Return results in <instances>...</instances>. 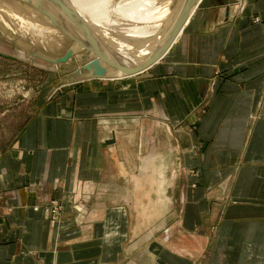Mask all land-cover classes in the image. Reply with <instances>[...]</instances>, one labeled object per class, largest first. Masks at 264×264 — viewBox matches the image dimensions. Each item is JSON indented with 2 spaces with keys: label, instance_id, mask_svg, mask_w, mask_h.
<instances>
[{
  "label": "crops",
  "instance_id": "obj_1",
  "mask_svg": "<svg viewBox=\"0 0 264 264\" xmlns=\"http://www.w3.org/2000/svg\"><path fill=\"white\" fill-rule=\"evenodd\" d=\"M188 22L0 157V264H264V0H201Z\"/></svg>",
  "mask_w": 264,
  "mask_h": 264
},
{
  "label": "bare ground",
  "instance_id": "obj_2",
  "mask_svg": "<svg viewBox=\"0 0 264 264\" xmlns=\"http://www.w3.org/2000/svg\"><path fill=\"white\" fill-rule=\"evenodd\" d=\"M0 1L5 3L4 5L0 3L2 4L0 5V25H2L0 28L13 39L12 41L34 51L35 55L40 54L54 62L62 57H46L48 53L51 54L49 50L45 49L39 53L38 48L27 43L23 37L28 36L30 42L33 44L39 42V45L47 49H55L53 47H56V44L71 40L73 46L69 51L73 53V56L79 52L83 53L86 49H92L88 62L84 66V70L89 72L87 76L107 80L142 74L146 67L159 57L176 26L184 18L187 23L192 15V8L198 4V0H189L184 10L190 13L183 17L179 14L178 18H176L177 6L173 11L174 22H172L170 18H161L164 13L160 10L172 7L178 3V0H110V4H113L115 8L110 10H105L107 5L103 6L106 0ZM101 7L104 9L98 12ZM124 22L129 28L141 24L149 29L133 30L128 37L123 35L112 37L113 33L118 31L125 33ZM169 24L173 30L169 29ZM108 37L121 42V45L117 46L115 41L113 44V47H117L115 49L108 47V43L106 46H99L98 40L106 41ZM128 42H140L144 46L148 45L147 47H156L159 51L143 59L134 60L130 58V53L126 49L125 45ZM140 43L138 44L142 47ZM98 46L101 48L96 53L94 47ZM126 61L129 62L126 63Z\"/></svg>",
  "mask_w": 264,
  "mask_h": 264
},
{
  "label": "rangeland",
  "instance_id": "obj_3",
  "mask_svg": "<svg viewBox=\"0 0 264 264\" xmlns=\"http://www.w3.org/2000/svg\"><path fill=\"white\" fill-rule=\"evenodd\" d=\"M188 1L189 0H178V3H175L172 5V7L169 6L160 10L164 13V15H161V18H170L171 21L174 22L173 11L177 6L178 14L176 15V18H178L179 14H182V17L188 15L190 12L187 13L184 10ZM199 2L200 0H198V3ZM0 3L3 5L5 4L1 1ZM110 3V0H106L103 3V6L107 5L105 10L114 8L113 4L111 5ZM103 9L104 8L101 7L98 9V12ZM256 21H258V19H256ZM125 23L126 22L123 23L125 33L118 31L117 33H113L112 37H115V35L119 37H121V35L128 37L133 30H140L142 28L149 29L147 27L141 26V24L133 25V27L129 28L127 26L128 24ZM1 26L2 25H0V27ZM168 27L170 30H173L171 24H169ZM29 38L28 36L23 37L27 43L29 42V44L37 47V51H39V53H42V51H45V49L46 51L49 50L51 54L48 53L46 57L51 58L64 57L73 46V42L71 40H65L62 42V44H56V47H53L55 49L51 48V50L39 45V42L33 44L30 42ZM12 40L13 39L6 35L5 32H3L0 28V53L3 54V56H0V157L11 152L13 146L15 147L17 145V142L20 139L23 131L28 125L32 123L35 118L39 116L40 112L55 115L58 113V111L62 110L60 105L63 106V110H66L68 113L72 112L73 106H71V101L72 97L73 99L75 97L72 94L75 87L83 85L89 80L106 79L89 77L87 76V74L89 75V72L84 70V66L88 62V56L90 55V52H92V49H86L83 51V53H76L69 59L67 63H57L56 61L53 62L42 57L40 54L35 55L34 51L32 52V50L29 48L27 49L24 46L22 47ZM115 41L116 40L114 39H109V37L106 41L98 40L100 43L99 46H106L109 44L108 47H113ZM138 43H125L126 49H128L131 59L140 60L151 54L154 55V53L159 51V49L156 47H147L148 45L144 46L142 43H140L142 45L141 47ZM116 44L119 46L121 45V42L116 41ZM99 46L94 47L95 51H93L97 53L101 48ZM115 48L117 47H113V49ZM118 58L122 59L120 57ZM122 61L125 60L122 59ZM128 62L126 61V63ZM68 106L70 107L67 108ZM113 115L114 114L103 115L107 116V120H104L113 122L118 116H120ZM120 119L124 121L126 118L122 117ZM120 143L123 149V138H121ZM97 192L100 193V195H115V198H117L119 195L117 194V191H115L114 194L113 190L109 187H107V189L101 188ZM118 200L119 198L115 200V203L118 202ZM2 207H6V201L0 189V208ZM109 209H114L116 212L118 210H121L122 212H125V210L127 211L126 205L123 202H118L114 206L110 205ZM113 211H111V213ZM122 225V227H119V230H125V228L128 226V222L122 221Z\"/></svg>",
  "mask_w": 264,
  "mask_h": 264
},
{
  "label": "water",
  "instance_id": "obj_4",
  "mask_svg": "<svg viewBox=\"0 0 264 264\" xmlns=\"http://www.w3.org/2000/svg\"><path fill=\"white\" fill-rule=\"evenodd\" d=\"M185 21H186V18H184L176 26V28L173 30V33L170 35L169 39L167 40V44L165 48L159 54V57H157V59L151 62L146 68H149L153 66L154 64L158 63L163 58V56L174 46V44L176 43L175 41L177 40V38L180 36V34L185 28L184 27L186 25ZM0 56H3V54L0 53ZM72 56H73V53L71 51H68V53L64 57L58 58L56 62L57 63H67Z\"/></svg>",
  "mask_w": 264,
  "mask_h": 264
}]
</instances>
